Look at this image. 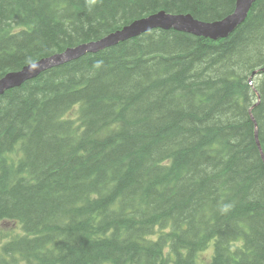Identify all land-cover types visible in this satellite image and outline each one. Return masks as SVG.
Instances as JSON below:
<instances>
[{"label":"trees","instance_id":"obj_1","mask_svg":"<svg viewBox=\"0 0 264 264\" xmlns=\"http://www.w3.org/2000/svg\"><path fill=\"white\" fill-rule=\"evenodd\" d=\"M236 4L0 0V79L159 12L215 22ZM263 68L257 0L226 39L154 29L0 95V226L22 231L0 264H264Z\"/></svg>","mask_w":264,"mask_h":264},{"label":"water","instance_id":"obj_2","mask_svg":"<svg viewBox=\"0 0 264 264\" xmlns=\"http://www.w3.org/2000/svg\"><path fill=\"white\" fill-rule=\"evenodd\" d=\"M256 1L237 0L234 13L223 20L215 22H204L195 19L191 15H173L166 12H159L147 18L137 20L122 30L99 41L87 43L74 49H68L62 54H57L30 64L20 71L8 73L0 79V95L9 89L22 86L25 82L38 77L41 73L51 68L79 59L87 54L98 53L154 29L176 30L214 41L226 39L246 21ZM262 72H264V69Z\"/></svg>","mask_w":264,"mask_h":264},{"label":"rangeland","instance_id":"obj_3","mask_svg":"<svg viewBox=\"0 0 264 264\" xmlns=\"http://www.w3.org/2000/svg\"><path fill=\"white\" fill-rule=\"evenodd\" d=\"M21 228L18 224L13 222H5L0 226V238L2 241L9 240L11 237L16 234H21Z\"/></svg>","mask_w":264,"mask_h":264},{"label":"clouds","instance_id":"obj_4","mask_svg":"<svg viewBox=\"0 0 264 264\" xmlns=\"http://www.w3.org/2000/svg\"><path fill=\"white\" fill-rule=\"evenodd\" d=\"M101 63H102V61H97V62H96V66L99 67ZM34 66H35V65H34Z\"/></svg>","mask_w":264,"mask_h":264},{"label":"bare ground","instance_id":"obj_5","mask_svg":"<svg viewBox=\"0 0 264 264\" xmlns=\"http://www.w3.org/2000/svg\"><path fill=\"white\" fill-rule=\"evenodd\" d=\"M3 242V241H2Z\"/></svg>","mask_w":264,"mask_h":264}]
</instances>
